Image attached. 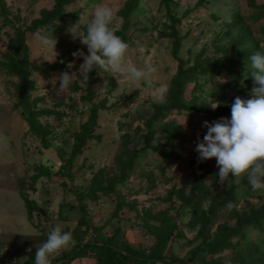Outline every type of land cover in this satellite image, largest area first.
<instances>
[{
    "label": "rangeland",
    "instance_id": "rangeland-1",
    "mask_svg": "<svg viewBox=\"0 0 264 264\" xmlns=\"http://www.w3.org/2000/svg\"><path fill=\"white\" fill-rule=\"evenodd\" d=\"M55 2L0 0V245L10 246L22 264L43 243L49 229L61 224L64 231H85L82 242L113 235L120 246L148 253L156 242L149 225L162 224L153 216L162 211L172 219L174 227L173 238L167 242L163 253L185 259L191 257L193 247L201 239L197 237L198 225L192 224L191 204L186 201L195 175L190 160L198 158L195 148L207 132L204 122L212 123L222 117L230 119L235 98H251V89L257 86L249 76L251 68L246 71L248 58L257 51H264V16L251 18L252 13L264 6V0H170L169 5L164 0H73L64 5L63 17L35 31L29 30L28 26L41 18L42 11L53 9ZM99 5L112 8L113 25L125 35L129 45L126 63L154 69L151 86L118 79L110 71L101 69L97 70L91 89L82 81L79 66L83 58L74 57L72 53L82 50L87 55L88 49L67 30L80 22V31L84 32L92 11ZM237 13L242 16L244 26L239 33L229 26ZM18 28L25 30L29 61L35 65L48 64L46 70H31L26 75L32 82V88L26 91L27 100L31 108L39 112L40 127L36 129L39 132L29 129L22 106L15 105V90L18 84L23 85L22 79L7 73L1 65L5 54L14 53L11 46L15 44ZM39 36L54 38L55 47L45 46ZM175 41L178 51L173 54ZM199 54L213 59L225 55L238 57L241 62L226 65L216 78L207 82L198 77L200 83L196 87L194 83L186 85L184 99L191 106L205 109L173 111L163 123L177 126V135L166 137L161 126H151L155 129L152 143L164 144L176 156L163 157L145 147L127 178L115 181L107 190L94 191L97 195L94 198L97 180L106 186L119 173L117 154L123 149V141L138 150L144 146L143 135L148 130L145 121L152 112L150 103L166 98L178 59L191 64ZM63 72L75 73L67 89H60L58 78ZM221 80L226 82L221 83ZM227 86L226 97L230 100L224 102L225 105L222 103L223 111L212 120L207 111L217 108L213 110L210 103L216 102L220 107L217 91ZM91 106L97 109L95 136L75 153V134L87 120ZM203 162L210 171L204 180L207 192L200 206L207 210L229 187L218 182L215 158ZM39 164L47 166L49 174L38 177L33 183L32 176ZM250 187L247 184V188ZM180 189L184 197L174 192ZM25 197L34 200L39 209L30 214ZM263 200L264 191H253L240 196L236 203L219 208L210 233L218 223L232 225L237 213L257 208ZM256 234L252 230L250 236ZM259 247L264 250V245ZM237 250L240 249L228 248L211 256L224 261L228 258L226 264H238L233 259ZM201 254L205 255L203 251ZM236 256L239 259V253ZM206 259L210 256L206 255ZM197 263L194 259L188 264ZM69 264H96V259L92 252ZM259 264H264V260Z\"/></svg>",
    "mask_w": 264,
    "mask_h": 264
},
{
    "label": "trees",
    "instance_id": "trees-1",
    "mask_svg": "<svg viewBox=\"0 0 264 264\" xmlns=\"http://www.w3.org/2000/svg\"><path fill=\"white\" fill-rule=\"evenodd\" d=\"M72 1L73 0H56L54 8L42 11L41 18L33 21L32 25L28 26V29L35 31L37 28L63 17L66 14L63 8L64 5ZM164 2L166 5H169L170 0H164ZM260 16H264V6H261L259 11H255V13L251 14L252 19L259 18ZM229 26L231 30L237 29L238 33L240 30H243L242 16L237 13L233 19L232 25ZM24 32L25 30L21 28L15 30V44L11 46L14 53L8 52L5 54V60L1 61V65L6 69L7 73L16 75L22 79L23 85L18 84L15 90L17 99L15 105L22 106V114L29 129L36 132V129L40 127L37 121V115L39 112L32 109L30 102L27 100L28 95H26V91L32 88V82L28 80L26 75L31 70L44 71L47 69L48 64L35 65L29 61L27 47L24 40ZM116 35L126 41L125 35L121 30L116 31ZM174 43L173 54H176L178 51V42L175 41ZM20 54H22V56H20ZM201 56V54L197 55L194 62L191 64L181 58L178 59L177 70L170 80L166 98L159 103H150L152 112L145 121L148 130L143 135L144 146L138 150L126 146L125 144L127 141H123V149L119 150L117 154L119 173L111 178L109 180V185L106 186H103L102 182L97 180L95 190H93L94 198H97L94 191L107 190L115 181H124L127 178L128 173L135 168L137 159L141 158V151H143L145 147H149L152 151L161 154L163 157L176 156V153L168 149L164 144L152 143L155 129H152L151 126H153V128L155 124L161 126V130L164 131L166 137L177 135L179 130L177 126L172 123L167 126L163 123L173 111L181 113L183 110H189L192 108L199 110L205 109V107H199L198 105L191 106L184 99L183 94L186 85L188 83H194V86L196 87V85L200 83L198 77H200L203 82H207L216 78L226 65L229 64L230 66H234L237 62H241L238 57H229L227 55L217 59L208 56L202 58ZM97 70L98 69L89 73L88 81H86V85L89 89L92 88V85L96 81ZM228 89L227 86L222 87L217 91L218 100L221 103L220 107L215 111H207L208 116L212 120L216 119L217 116L220 115V112L223 111L225 105L224 102L230 100V98L226 97ZM222 103L224 105H222ZM96 119L97 109L95 106H91L87 120L82 124L81 130L75 134V153H79L81 146L88 139L95 136L93 134V129L96 124ZM190 164H192L195 169V175L193 176L191 195L186 201L191 204L193 210L192 224L193 226L198 225L197 237L201 239V242L193 247L191 257L185 259L183 257L166 255L163 253V249L167 242L173 238L174 227L171 218L166 217L162 211H157L153 216L159 218L162 221V224L159 226L149 225V230L154 234L156 242L152 245L148 253H143V251H140L139 249L120 246L113 235L100 236L95 241L82 242L85 231L75 229L72 232V236L76 242L75 245L70 246L66 250L60 252V254L56 255L52 259V264H69L72 260L86 257L92 252L94 253L96 264H188L194 259L198 260L197 264H226L228 258L224 261L220 258H213L211 255L222 252L228 248L244 251L237 250L235 252L233 259L237 260L238 264H259L260 261L262 262L264 260V250H262L259 245H264V200L257 208L252 207L248 210L237 213L235 222L232 225L218 223L215 231L210 233V230L214 225L213 220L215 218V212L219 208L226 207L231 203H236L240 196L251 194L253 190L251 187L247 188V184L249 183L246 178L243 183H237L233 179L231 187H229L226 193L222 197H219L217 202L211 205L207 210H204L200 206V203L204 198V193L207 192L204 186V180L208 171H210V167L208 164L196 158V156L190 160ZM35 168L36 172L32 176L33 183L38 177L49 174L48 167L44 164L36 165ZM174 192L178 193L181 197L183 196V190L181 189ZM193 196L195 198H192ZM24 200L29 209V213L32 210L39 209L34 200L29 199L28 197H25ZM83 223L84 221H81V224ZM51 229L52 228H50L49 231ZM252 230L257 232L254 237L250 236ZM47 235L48 234L43 237V242L46 241ZM247 245H249V247L244 250V247ZM250 246H253L252 249ZM202 251L205 255L201 254ZM35 252L22 264H34ZM232 253L233 252H231V254ZM236 253H239V259L237 258ZM206 255L210 256V259H206Z\"/></svg>",
    "mask_w": 264,
    "mask_h": 264
},
{
    "label": "clouds",
    "instance_id": "clouds-1",
    "mask_svg": "<svg viewBox=\"0 0 264 264\" xmlns=\"http://www.w3.org/2000/svg\"><path fill=\"white\" fill-rule=\"evenodd\" d=\"M113 20L112 8L99 5L92 11L84 32L80 31V22L67 30L73 39L79 38L88 49L87 55L82 50L72 53L74 57L83 58L79 76L86 82L89 73L101 69L110 71L118 79L151 86L154 69L150 66L141 69L126 63L129 45L116 35ZM38 39L47 47L56 45L54 38L39 36ZM249 67V76L257 85L251 89V98L236 97L231 105L230 119L222 117L212 123L205 121L203 126L207 132L196 144L195 151L200 161L216 159L221 186L231 187L233 179L239 183L246 177L253 191H264V51H257L248 58L246 72ZM74 75L63 72L58 78L60 89H67ZM210 106L215 110L219 104L212 102ZM63 229L64 225L57 224L49 231L46 241L37 246L34 264H52L56 255L75 245L72 233Z\"/></svg>",
    "mask_w": 264,
    "mask_h": 264
},
{
    "label": "built area",
    "instance_id": "built-area-1",
    "mask_svg": "<svg viewBox=\"0 0 264 264\" xmlns=\"http://www.w3.org/2000/svg\"><path fill=\"white\" fill-rule=\"evenodd\" d=\"M0 264H20L8 245H0Z\"/></svg>",
    "mask_w": 264,
    "mask_h": 264
}]
</instances>
